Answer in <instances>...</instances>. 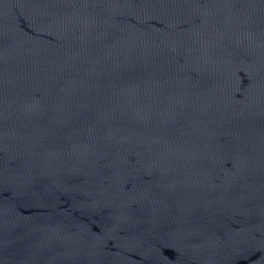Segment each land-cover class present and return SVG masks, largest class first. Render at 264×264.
<instances>
[{
	"label": "water",
	"instance_id": "water-1",
	"mask_svg": "<svg viewBox=\"0 0 264 264\" xmlns=\"http://www.w3.org/2000/svg\"><path fill=\"white\" fill-rule=\"evenodd\" d=\"M0 264H264V0H0Z\"/></svg>",
	"mask_w": 264,
	"mask_h": 264
}]
</instances>
